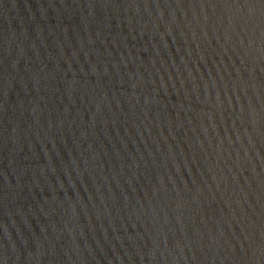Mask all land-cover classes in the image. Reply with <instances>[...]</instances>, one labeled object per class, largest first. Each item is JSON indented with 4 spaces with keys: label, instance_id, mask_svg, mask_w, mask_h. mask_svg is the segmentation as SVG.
<instances>
[{
    "label": "water",
    "instance_id": "1",
    "mask_svg": "<svg viewBox=\"0 0 264 264\" xmlns=\"http://www.w3.org/2000/svg\"><path fill=\"white\" fill-rule=\"evenodd\" d=\"M0 264H264V0H0Z\"/></svg>",
    "mask_w": 264,
    "mask_h": 264
}]
</instances>
